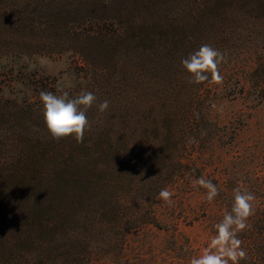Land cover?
I'll return each mask as SVG.
<instances>
[{
	"label": "trees",
	"instance_id": "16d2710c",
	"mask_svg": "<svg viewBox=\"0 0 264 264\" xmlns=\"http://www.w3.org/2000/svg\"><path fill=\"white\" fill-rule=\"evenodd\" d=\"M204 44L224 56L222 83L183 68ZM4 53L69 55L79 81L30 74L22 99L0 94V264H111L93 250L112 251L114 226L160 224V191L202 176L197 154L227 134L210 114L221 91L264 104V0H0ZM41 91L97 97L82 143L50 137ZM239 239L238 264H264V218Z\"/></svg>",
	"mask_w": 264,
	"mask_h": 264
},
{
	"label": "rangeland",
	"instance_id": "374dc122",
	"mask_svg": "<svg viewBox=\"0 0 264 264\" xmlns=\"http://www.w3.org/2000/svg\"><path fill=\"white\" fill-rule=\"evenodd\" d=\"M4 54L0 55V94L6 98L22 99L31 75L56 79L63 90L75 88L79 81L69 55L20 61L15 54ZM6 74L16 79L10 86ZM249 98L239 95L232 99L221 91L210 109L211 117L225 126L227 134L211 149L197 154L196 163L205 165L201 177L218 186L215 200L206 201V190L194 183L198 180L194 176L181 180L179 188H168L174 203L169 206L161 201L157 208L160 224H141L140 219L130 217L124 221L126 229L131 228L126 237L114 226L110 236L117 242L114 240L112 251L94 249L96 260L111 264H190L215 235L214 226L231 211L237 186L255 194L253 212L264 218V104L252 103ZM260 227L253 226L252 230L260 232Z\"/></svg>",
	"mask_w": 264,
	"mask_h": 264
},
{
	"label": "clouds",
	"instance_id": "9594fccd",
	"mask_svg": "<svg viewBox=\"0 0 264 264\" xmlns=\"http://www.w3.org/2000/svg\"><path fill=\"white\" fill-rule=\"evenodd\" d=\"M223 54L211 45H201L198 51L182 60L183 68L188 73L191 83H222L223 77L219 66ZM40 101L43 105V118L50 137L57 142L74 137L78 143L84 140L85 131L89 128L87 110L97 103V97L90 91H82L74 98L67 92L61 95L51 91H41ZM108 100L98 104V111L108 110ZM206 135V133H202ZM191 142V141H190ZM205 191V199L211 203L219 195V188L211 180L200 177L194 182ZM234 202L231 211L226 213L215 227L207 246L198 256H193L190 264H238L247 255L242 247L239 234L247 228V220L252 215L255 194L237 186L234 190ZM173 193L162 189L158 199L171 206Z\"/></svg>",
	"mask_w": 264,
	"mask_h": 264
}]
</instances>
